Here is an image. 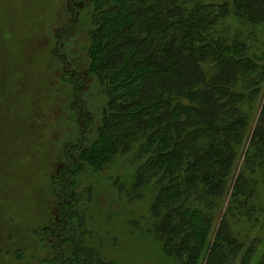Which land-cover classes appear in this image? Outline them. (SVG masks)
Segmentation results:
<instances>
[{
  "label": "trees",
  "instance_id": "obj_1",
  "mask_svg": "<svg viewBox=\"0 0 264 264\" xmlns=\"http://www.w3.org/2000/svg\"><path fill=\"white\" fill-rule=\"evenodd\" d=\"M69 7L72 24L91 14L93 28L89 65L81 75L67 52L61 57L82 128L71 141L74 157L55 177L64 196L56 232L69 238L70 252L53 261L112 264L76 238L68 219L80 215L81 175L137 149L142 163L134 188L156 183L154 231L166 252L184 264H227L241 256V264H249L255 248L243 254L230 217L240 210L256 224L264 208L257 192L261 179L264 184V101L243 166L227 184L264 90V56L223 25L231 15L243 24L264 19V0H71ZM85 73L106 97L94 135ZM225 193L229 208L214 229ZM62 223L67 227L61 229ZM63 230H73V238Z\"/></svg>",
  "mask_w": 264,
  "mask_h": 264
},
{
  "label": "rangeland",
  "instance_id": "obj_2",
  "mask_svg": "<svg viewBox=\"0 0 264 264\" xmlns=\"http://www.w3.org/2000/svg\"><path fill=\"white\" fill-rule=\"evenodd\" d=\"M70 1L0 0V264H56L55 256L66 259L70 252L69 238L56 232V224L63 221L60 207L64 196L55 177L74 157L71 141L80 137L82 122L71 108L75 86L61 57L67 52L81 75L89 65L93 28L91 14L72 24ZM225 21L223 26L234 27L240 32L239 39L251 41L253 51L264 56V19L243 24L231 15ZM84 77L92 102L89 112L94 135L106 97L93 75L85 73ZM262 101L264 90L252 110L247 137L238 147L228 188L243 166ZM136 153L137 149L119 154L106 169L83 173L80 189L77 187L84 193L80 215L68 220L76 225V238H83V244L94 248L106 262L184 264L166 252L154 231L156 183L134 188L142 163ZM262 180L257 192L264 207ZM226 193L214 229L229 208ZM260 214L256 224L240 210L230 217L234 234L244 244L243 254L255 248L249 264H258L264 257V208ZM64 227L62 223L61 229ZM63 233L73 238V230ZM241 263L242 256L227 264Z\"/></svg>",
  "mask_w": 264,
  "mask_h": 264
}]
</instances>
